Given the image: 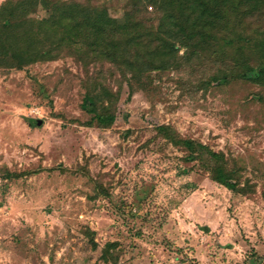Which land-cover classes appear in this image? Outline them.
I'll use <instances>...</instances> for the list:
<instances>
[{
    "label": "rangeland",
    "instance_id": "1",
    "mask_svg": "<svg viewBox=\"0 0 264 264\" xmlns=\"http://www.w3.org/2000/svg\"><path fill=\"white\" fill-rule=\"evenodd\" d=\"M92 1L114 17L126 3ZM47 13L40 6L30 16ZM82 72L71 56L29 72L0 69V264H254L264 256V87L183 92L175 72L154 73L153 87L120 103L131 122L97 129L71 122L84 119ZM152 121L238 159L255 193L189 171L183 150L151 140ZM114 242L115 259L103 260Z\"/></svg>",
    "mask_w": 264,
    "mask_h": 264
},
{
    "label": "trees",
    "instance_id": "2",
    "mask_svg": "<svg viewBox=\"0 0 264 264\" xmlns=\"http://www.w3.org/2000/svg\"><path fill=\"white\" fill-rule=\"evenodd\" d=\"M40 6L48 13L31 17ZM63 56L74 57L83 68L84 119L71 122L97 129L131 122L134 115L120 103L137 89L153 87L154 73L175 72L172 79L183 92L240 81L264 87V0H126L121 17L92 0L2 2L0 69L29 72ZM150 124L156 132L151 140L183 150V159L192 164L189 171L198 166L235 194L255 193L238 159L183 136L172 124ZM88 234L92 239L94 233ZM116 247L108 243L101 258L114 260Z\"/></svg>",
    "mask_w": 264,
    "mask_h": 264
},
{
    "label": "water",
    "instance_id": "3",
    "mask_svg": "<svg viewBox=\"0 0 264 264\" xmlns=\"http://www.w3.org/2000/svg\"><path fill=\"white\" fill-rule=\"evenodd\" d=\"M42 122H43L42 120H39V121H36V124L40 125V124H42Z\"/></svg>",
    "mask_w": 264,
    "mask_h": 264
}]
</instances>
